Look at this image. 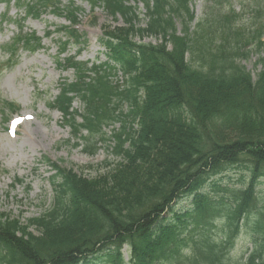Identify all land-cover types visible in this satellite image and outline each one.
Returning <instances> with one entry per match:
<instances>
[{
    "label": "trees",
    "instance_id": "1",
    "mask_svg": "<svg viewBox=\"0 0 264 264\" xmlns=\"http://www.w3.org/2000/svg\"><path fill=\"white\" fill-rule=\"evenodd\" d=\"M90 1L125 21L105 32L115 64L96 65L93 74L81 69L80 81L63 88L59 105L70 103L68 92L83 93L87 115L75 130L88 128L98 137L93 149L109 140L106 127L120 123L112 148L122 161L106 162L93 177L56 166L61 180L54 210L24 225L0 215V264L89 263L97 252L111 264H126V243L130 264H228L222 257L227 234L216 243L186 232L216 216L239 224L254 211L264 222L255 196L264 174V70L253 80L241 62L264 46V23L246 33L243 18L220 8L197 18L193 28L191 0H144L142 24L130 0ZM263 10L256 11L260 18ZM151 36L161 42L135 41ZM120 70L131 88L115 83ZM242 162L251 163L252 177L247 188L230 193L233 202L202 192L224 190L212 177ZM192 194V210L161 217L174 199ZM259 241L244 264H264V236Z\"/></svg>",
    "mask_w": 264,
    "mask_h": 264
},
{
    "label": "rangeland",
    "instance_id": "2",
    "mask_svg": "<svg viewBox=\"0 0 264 264\" xmlns=\"http://www.w3.org/2000/svg\"><path fill=\"white\" fill-rule=\"evenodd\" d=\"M79 4L82 5L83 12L78 29L85 34L87 43L78 57L82 60L104 61L106 48L100 40L103 36L102 28L105 25L123 24V21L121 18L114 21L102 8L91 11L88 2H79ZM259 5L257 0H192L197 17H202L207 12H215L220 8L229 9L232 6L236 8L238 14H241V11H247L251 15ZM7 10L8 17L25 16L23 9H19L13 1L8 3V0H0V63L7 58L1 46L10 41L19 28L17 22L3 20V14ZM139 12L140 20L144 22L142 19L146 9L142 2L139 3ZM262 17L264 21V14ZM94 20L97 22L96 25H93ZM257 20H259L258 17L252 20V24L255 22L253 29L260 28ZM22 23L24 32H36L40 36L49 30L55 32L61 23L69 24L63 17L50 11L39 18L28 17ZM247 24L250 26V22ZM56 39L55 34L54 38H45L46 49L39 50L37 53L21 52L17 65L5 67L0 71V212H10L11 215L19 217L22 222H27L28 219L41 214L54 196V188L49 178L53 173L47 165L43 164L45 158L53 162L57 161L63 167L75 169L89 164H100L107 158L103 148L97 153L98 155L91 156L84 151L83 146L74 147L64 143L70 135V129L61 125L62 115L50 110L47 106V102L58 94V82L62 78H73V71L61 72V69L57 67L54 57L59 46ZM78 48L79 45L72 46L68 55L76 54ZM243 63L246 69L253 73L255 79L258 72L264 69V50L259 51L254 48V52L247 60H243ZM9 102H12L14 106L8 105ZM76 105L79 104L76 103ZM15 108L17 111L11 110ZM19 115L24 118L32 116V119L20 127L17 135L12 136L8 131L9 121ZM16 176L25 177L26 181L24 185L12 188L10 183ZM221 176L218 178L222 185L225 184L231 189L244 187L243 182H248L250 178L249 171L242 168H236L225 173V176ZM260 180L257 193L261 206L264 204V177ZM27 186L31 187L30 191L26 188ZM227 194L228 191L223 196ZM173 207L176 211L190 209L193 207V199L182 196L177 203L173 204ZM251 218L255 220L253 215ZM208 228V234L217 238L221 235L219 231L223 230L224 225L216 219V222ZM261 235V231L256 234L251 225L245 223L227 255L228 260L232 264H237L246 250L251 249L252 237H261ZM124 252L125 258L128 259L126 250Z\"/></svg>",
    "mask_w": 264,
    "mask_h": 264
}]
</instances>
